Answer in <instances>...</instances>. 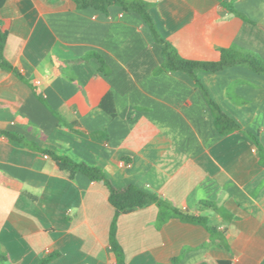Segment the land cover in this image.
<instances>
[{"label": "crops", "instance_id": "obj_1", "mask_svg": "<svg viewBox=\"0 0 264 264\" xmlns=\"http://www.w3.org/2000/svg\"><path fill=\"white\" fill-rule=\"evenodd\" d=\"M143 1L184 58L215 59L220 48L236 47L264 59V0H226L250 21L219 0ZM0 20L10 32L5 56L50 105L0 67V129L94 165L118 187L157 193L205 216L220 234L213 243L203 225L178 217L158 227V207L149 204L118 217L125 264H264V161L242 131L220 135L187 75L155 73L161 46L139 13L6 0ZM91 51L107 72L77 61ZM200 76L264 147V74L237 65ZM108 91L116 116L100 106ZM204 200L222 213L199 210ZM115 212L102 181L71 178L50 155L0 135V253L7 257L0 264H38L50 255L46 264H117L109 243Z\"/></svg>", "mask_w": 264, "mask_h": 264}, {"label": "trees", "instance_id": "obj_2", "mask_svg": "<svg viewBox=\"0 0 264 264\" xmlns=\"http://www.w3.org/2000/svg\"><path fill=\"white\" fill-rule=\"evenodd\" d=\"M53 1V0H51ZM78 9H88L92 8L103 13H108L110 6L119 5L124 10H132L139 13L143 19L149 25L154 40L161 46V56L162 63L155 70L156 74L162 72H176L183 73L187 75L195 85L201 90L204 97L207 99L212 112L214 114V123L220 133L224 136L230 134L235 130L242 131L252 142L258 154L260 160L264 161V147L259 139V135L247 127H243L234 117L228 114L222 106L216 102L208 88L203 83L200 73L201 72H218L230 66H245L249 69L259 73L264 74V59L259 57L257 54L243 50L239 48H220L218 57L203 58V59H187L184 58L178 51L177 47L166 39L158 30L154 17L151 11L150 3L143 0H73ZM227 9L237 14L238 16L245 18L250 21L245 15L235 9L232 2L226 0H219ZM6 0H0V7L5 4ZM9 28L3 25L0 20V67L14 73L21 81L25 82L30 86L34 94L42 100L48 107L50 105L46 99L42 98L40 95V90L38 87L25 76V74L15 65H13L5 56L6 42L9 36ZM96 61L100 65V70L102 72H107V66L104 59L97 52H89L83 57L79 58L77 61ZM100 106L107 111L112 116L117 115V110L114 102V95L111 91H108L100 101ZM55 113V111H53ZM63 120L60 119V124ZM0 135L15 141L17 143L30 146L44 154L50 155L58 164L59 168L63 171L68 172L71 178H74L76 174L81 173L89 178L91 181H102L109 191V201L115 208V216L111 223L109 243L116 256L117 264H125V252L123 247L117 238L118 229V217L120 214L129 213L136 209H141L149 204H155L158 207L157 224L161 227L172 217H178L182 221L196 223L203 225L211 234V242H215L218 229L216 226L209 223L208 218L202 216L196 212H191L188 210H182L175 206L172 202L160 196L157 193L150 192L143 188H140L134 184H128L124 187L116 186L111 179L105 174V172L91 165L83 160L74 159L68 155L58 154L55 151L46 149L37 145L34 141H29L20 132H16L8 129H0ZM94 136H99V133H93ZM105 138L108 134L105 133ZM210 208L218 214L222 213V209L217 206L212 201H201L198 204V209ZM54 255L44 257L40 260L38 264H46ZM7 260L3 254L0 253V262ZM180 258H174L173 263L179 262ZM220 264H231L229 260H220ZM199 264H207L206 262H201Z\"/></svg>", "mask_w": 264, "mask_h": 264}]
</instances>
